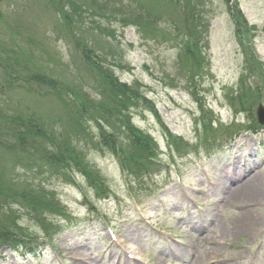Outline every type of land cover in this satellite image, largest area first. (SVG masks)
Returning a JSON list of instances; mask_svg holds the SVG:
<instances>
[{
    "label": "rangeland",
    "instance_id": "obj_1",
    "mask_svg": "<svg viewBox=\"0 0 264 264\" xmlns=\"http://www.w3.org/2000/svg\"><path fill=\"white\" fill-rule=\"evenodd\" d=\"M84 2L83 10L73 16L74 31L89 40L98 54H105L106 61L100 64L119 82L138 84L147 102L129 109L131 122L156 140V160L165 168L153 178L154 192L137 191L138 183L123 174L115 156L96 145L100 128L95 122L66 136L64 128L72 122L76 107L69 105L68 112L62 106L61 99L65 102L71 96L65 83L80 85L99 97L94 78L85 71L89 66L83 53L75 40L65 38L39 0H0V49L2 45L3 50H12L16 41L10 38L18 37L29 61H36L33 52L42 50L43 65L64 76L55 95L16 91L6 111L22 116L33 113L51 122V131L55 127L64 138L51 139L52 143L65 141L79 151L82 163L108 189L107 197L97 198L78 171L70 177L66 172L50 177L38 158L24 168L18 166L22 163L15 159L16 151H9L7 157L0 152V177L7 171L11 182L33 178L65 209L64 216L46 215L47 227H42L12 205L19 225L32 236L31 245L3 247L0 264H264V124L245 120V115L255 116L258 104L264 107V0H236L252 28V37L244 45L222 0H165L162 8L171 12V25L158 23L143 33L123 24L126 0ZM190 7L199 8L205 19L191 17ZM202 20H208V27L199 44ZM173 25L198 39L199 53L184 33L179 34L181 48L174 41H163L162 27L171 37L178 35ZM24 64L31 72V64ZM95 80L97 85L100 78L95 75ZM240 107L245 111L235 114ZM52 143L46 141L44 150L54 151ZM119 144L125 153L127 144L121 140ZM176 145L185 148V155L180 157ZM191 145L198 155L190 151ZM175 173L180 175L178 180ZM246 180L253 182L256 197L231 198L233 188ZM17 186L14 189L21 190Z\"/></svg>",
    "mask_w": 264,
    "mask_h": 264
},
{
    "label": "trees",
    "instance_id": "obj_2",
    "mask_svg": "<svg viewBox=\"0 0 264 264\" xmlns=\"http://www.w3.org/2000/svg\"><path fill=\"white\" fill-rule=\"evenodd\" d=\"M126 1L129 3L125 10L126 18L122 20L123 24H130L142 33L149 28L153 29L158 23L167 22L171 25V12H165V9L162 8L165 0ZM175 1L183 3L187 0ZM197 1L200 3L199 0ZM222 1L234 22L238 41L241 45H244L252 37V34L249 33L252 28L246 24L236 0ZM39 2L48 11L54 23L60 24L64 30L65 38L76 41L83 53L86 65L89 66L85 71L94 78L93 88L99 96L95 95V97H92L80 85L71 86L65 83L69 88L68 91L71 92V96L65 102L61 99L62 106L68 112L69 105L76 107L72 122L70 124L68 122L64 128L66 136H68L67 132H70V130L77 132L83 124L86 125L89 121L95 122V125L100 128V133L98 134L100 139L95 142L96 145L97 143L102 145L101 147L106 148L108 152L116 157L125 175L130 178L131 182L138 183L139 190H146L149 179L158 171L160 166V162L156 160L158 159L157 146L147 133L134 126L131 122V114L128 112L129 109H137L142 103L147 102L146 98L139 91L138 84L135 87L136 82L133 85L119 82L109 68L102 65L103 68L100 63L106 61L105 54H98L91 47L89 40L77 35V32L74 31L73 16L83 10L84 0H39ZM152 7L161 9H153ZM160 10H164V12ZM189 11L193 12L191 17L205 19L204 13L201 14L199 8L190 7ZM207 27L208 20L199 22V44H202L203 36L207 33ZM172 28L177 30L178 35L171 37L169 30L166 27H162L164 31L162 33L163 41L169 44L172 43L170 41H174L176 47L181 48L183 44L180 42L181 36L179 34L184 33L188 42L192 44V50H196L199 53L196 45L198 39L185 32L183 27L173 25ZM17 38H10V41H16V47L12 50H3L5 48L2 45V49H0V152L3 151V156L7 157V155L9 156V151H16L17 154H14L16 156L15 159L20 160L22 163V165L18 166L24 168L25 165L30 167L38 158L44 162L43 172H48L47 175L50 177L54 175L58 178L57 175L61 172H66V177H70L71 173L78 171L81 173L80 175L85 177L88 186L94 188L98 197H105L107 189L104 187L103 179L94 175L89 167L82 163L78 156L79 151L68 146L65 141L60 143L58 141V144L52 143L51 139L55 141L56 139L62 140L64 138L61 136L62 132H58L55 127L54 132L51 131V122H46V124L38 115L33 113H25L27 116H22L15 111H6L10 96L16 91H24L27 94H37L39 96L45 94L55 95V91L57 93L60 91L59 83L64 77H60L58 69L46 68L43 65L40 61L42 50H37L36 52L30 50V53L33 52L37 60L29 61L30 55L28 53L22 54L24 48L17 43L19 42ZM88 44L89 48L87 47ZM17 47L19 50H16ZM6 48L9 47L6 46ZM100 50L103 51V48L101 47ZM44 52L47 53L45 50ZM8 54H12V56ZM7 59H13L14 61L11 62ZM24 61L31 64L29 67L31 72L26 70ZM256 66L262 71L260 63H256ZM95 75L100 78V82L98 81L97 85H95ZM241 82H243V78ZM238 91L240 93L243 89ZM243 111L245 110L243 109ZM250 119L253 120L254 118L251 116ZM48 125H50V131L47 127ZM92 127L93 125L90 132L87 131L88 134H92ZM121 133H125L126 136L123 137ZM78 135L80 136L81 134ZM119 140L127 144L125 153L121 151ZM46 141L56 144L54 151L44 150L47 145ZM36 166L34 168L39 167L38 165ZM2 170H7V162L2 167ZM0 178L3 180L0 182V190H2L4 195L0 197V249L2 247L18 249L31 245L28 241L32 239V236H29L30 234L19 225V215L16 210L12 209V205H16L25 211L30 219L42 227H47L44 223L46 215H65V209L58 200H55V196L38 187L39 183H34L33 178H31V181L24 179L11 182L10 174L7 171L5 172V177L2 175ZM17 184L19 186L16 188L21 190L14 189Z\"/></svg>",
    "mask_w": 264,
    "mask_h": 264
},
{
    "label": "bare ground",
    "instance_id": "obj_3",
    "mask_svg": "<svg viewBox=\"0 0 264 264\" xmlns=\"http://www.w3.org/2000/svg\"><path fill=\"white\" fill-rule=\"evenodd\" d=\"M253 182L251 180H246L241 185L234 187L232 190V197L239 198L240 200L243 199H251L256 197L255 194H257L253 187ZM248 213V212H247ZM248 216V215H247Z\"/></svg>",
    "mask_w": 264,
    "mask_h": 264
},
{
    "label": "water",
    "instance_id": "obj_4",
    "mask_svg": "<svg viewBox=\"0 0 264 264\" xmlns=\"http://www.w3.org/2000/svg\"><path fill=\"white\" fill-rule=\"evenodd\" d=\"M257 116H258V120L263 123L264 122V108L259 105L257 108Z\"/></svg>",
    "mask_w": 264,
    "mask_h": 264
}]
</instances>
